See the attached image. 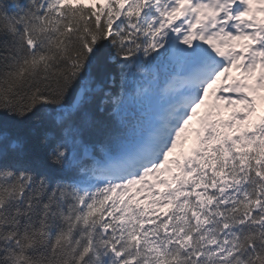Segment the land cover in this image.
I'll return each mask as SVG.
<instances>
[{
  "label": "snow or ice",
  "instance_id": "1",
  "mask_svg": "<svg viewBox=\"0 0 264 264\" xmlns=\"http://www.w3.org/2000/svg\"><path fill=\"white\" fill-rule=\"evenodd\" d=\"M0 264H264V0H0Z\"/></svg>",
  "mask_w": 264,
  "mask_h": 264
},
{
  "label": "trees",
  "instance_id": "2",
  "mask_svg": "<svg viewBox=\"0 0 264 264\" xmlns=\"http://www.w3.org/2000/svg\"><path fill=\"white\" fill-rule=\"evenodd\" d=\"M164 77V73H161L160 81ZM153 106V104H152ZM148 109V105L144 104H130L122 113L123 119L131 126H135L140 123L146 122V110ZM89 151H92V146L89 145ZM98 151V149H97Z\"/></svg>",
  "mask_w": 264,
  "mask_h": 264
}]
</instances>
